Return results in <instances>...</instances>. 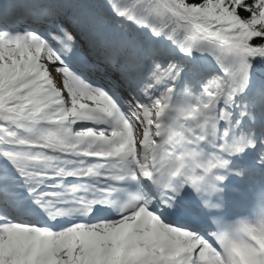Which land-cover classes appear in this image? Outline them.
<instances>
[{
  "label": "snow or ice",
  "instance_id": "snow-or-ice-1",
  "mask_svg": "<svg viewBox=\"0 0 264 264\" xmlns=\"http://www.w3.org/2000/svg\"><path fill=\"white\" fill-rule=\"evenodd\" d=\"M0 264H264V0H0Z\"/></svg>",
  "mask_w": 264,
  "mask_h": 264
}]
</instances>
